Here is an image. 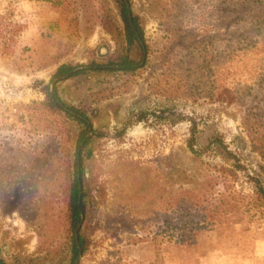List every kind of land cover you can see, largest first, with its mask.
Wrapping results in <instances>:
<instances>
[{
	"label": "rangeland",
	"instance_id": "374dc122",
	"mask_svg": "<svg viewBox=\"0 0 264 264\" xmlns=\"http://www.w3.org/2000/svg\"><path fill=\"white\" fill-rule=\"evenodd\" d=\"M61 1L0 0V248L10 264L63 237L72 147L64 115L38 105L41 89L62 63L108 62L124 28L113 0ZM132 1L148 47L141 67L60 89L100 133L86 161L97 210L77 263L264 264V22L229 38L225 9L239 0ZM216 136L239 161L207 150Z\"/></svg>",
	"mask_w": 264,
	"mask_h": 264
},
{
	"label": "trees",
	"instance_id": "16d2710c",
	"mask_svg": "<svg viewBox=\"0 0 264 264\" xmlns=\"http://www.w3.org/2000/svg\"><path fill=\"white\" fill-rule=\"evenodd\" d=\"M53 6H61V0H41ZM118 9V17L124 28L117 25L113 31L117 44L116 54L108 62L95 60L87 64L62 63L51 74L50 81L41 89L45 100L38 105L48 114L64 115L66 138L72 147V163L70 182L67 189L66 214L64 217L63 237L59 245L53 250L42 252L37 258L27 264H76L80 255H85L89 248V240L85 233L90 220L95 216L96 207L93 190L87 178L86 161L93 156L95 140L100 133L93 127L88 113L79 106L63 100L61 85L73 81L84 87L93 82L103 85L105 78L116 74L130 75L141 67L144 52L148 49L142 17L133 8L132 0H113ZM264 22V0H239L229 3L225 9V26L228 37L244 36L252 27ZM235 28V30H232ZM198 137L193 132L188 140V148L194 159L200 161V152L195 149ZM207 150H214L226 160L239 161L228 149L222 138L216 136L209 140ZM264 159V155H262ZM238 167H242L238 165ZM91 172V171H90ZM256 195L264 203V186L256 181ZM20 261V260H15ZM0 264H10L2 257L0 248ZM13 264H25L15 262Z\"/></svg>",
	"mask_w": 264,
	"mask_h": 264
},
{
	"label": "water",
	"instance_id": "95a60500",
	"mask_svg": "<svg viewBox=\"0 0 264 264\" xmlns=\"http://www.w3.org/2000/svg\"><path fill=\"white\" fill-rule=\"evenodd\" d=\"M81 256V255H80ZM76 264H78V263H76Z\"/></svg>",
	"mask_w": 264,
	"mask_h": 264
}]
</instances>
